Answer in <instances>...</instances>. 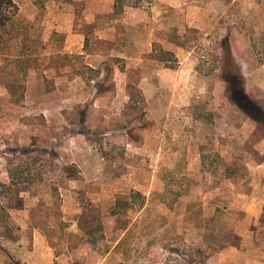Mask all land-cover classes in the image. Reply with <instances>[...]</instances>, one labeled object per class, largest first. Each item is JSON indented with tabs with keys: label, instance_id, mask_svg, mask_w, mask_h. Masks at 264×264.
I'll use <instances>...</instances> for the list:
<instances>
[{
	"label": "rangeland",
	"instance_id": "1",
	"mask_svg": "<svg viewBox=\"0 0 264 264\" xmlns=\"http://www.w3.org/2000/svg\"><path fill=\"white\" fill-rule=\"evenodd\" d=\"M114 1L0 0V264H264V0Z\"/></svg>",
	"mask_w": 264,
	"mask_h": 264
},
{
	"label": "trees",
	"instance_id": "2",
	"mask_svg": "<svg viewBox=\"0 0 264 264\" xmlns=\"http://www.w3.org/2000/svg\"><path fill=\"white\" fill-rule=\"evenodd\" d=\"M8 3L12 5L15 9H17L15 5H13L11 2H8ZM125 3H126V0H115L113 4V12L120 13L125 6H128ZM223 49L224 48H222V50ZM160 53H162L163 55H168V56L172 55L171 53L166 52V51L160 52ZM225 54L227 56V61H223V63L218 66V69H220L221 74H222V79L227 86L229 99L231 100V102L237 105L241 109V111L245 115H247V117L254 120L259 126H261L264 129V113H262L257 108V106L251 104L250 100L248 99V97L246 96L244 92L243 87L241 86V83H238L239 75L237 72V67L235 65V62L232 59L227 43L225 44ZM156 60L162 63L168 62V61L175 62V60H164L163 58H156ZM167 67L174 68L173 64H170ZM4 86L10 95L11 101L14 104L19 105L23 103L24 87L22 85H17L16 83L7 82L4 84ZM2 188H3V185L0 183V194L2 193ZM143 200L144 198L139 192H131L128 196H119L116 198L114 207L112 208V210H110L109 214L110 216H113L116 218V223H117V226H119V229L123 228V226H121V222H122L121 217L123 216V214L127 212L128 210H133L135 208V205H137L136 203H138V205H141ZM2 212H3V209L0 207V213H1L0 214V236L6 239L12 240V237H10L12 235L11 234L12 226L6 223V220L3 217ZM79 228L84 233V235L88 238L89 243L93 246L95 245L97 240H102L104 237L103 236L104 235L103 226H102L100 219L98 217L88 219L85 212L80 218ZM7 264H15V263L9 262Z\"/></svg>",
	"mask_w": 264,
	"mask_h": 264
}]
</instances>
